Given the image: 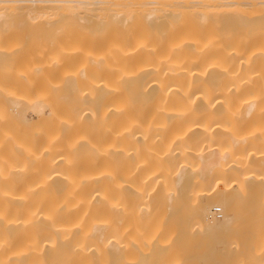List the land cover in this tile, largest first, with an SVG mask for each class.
I'll use <instances>...</instances> for the list:
<instances>
[{
	"label": "bare ground",
	"instance_id": "obj_1",
	"mask_svg": "<svg viewBox=\"0 0 264 264\" xmlns=\"http://www.w3.org/2000/svg\"><path fill=\"white\" fill-rule=\"evenodd\" d=\"M0 264H264V0H0Z\"/></svg>",
	"mask_w": 264,
	"mask_h": 264
},
{
	"label": "built area",
	"instance_id": "obj_2",
	"mask_svg": "<svg viewBox=\"0 0 264 264\" xmlns=\"http://www.w3.org/2000/svg\"><path fill=\"white\" fill-rule=\"evenodd\" d=\"M214 217H216L217 219L221 218V210L220 209H213L212 211Z\"/></svg>",
	"mask_w": 264,
	"mask_h": 264
},
{
	"label": "rangeland",
	"instance_id": "obj_3",
	"mask_svg": "<svg viewBox=\"0 0 264 264\" xmlns=\"http://www.w3.org/2000/svg\"><path fill=\"white\" fill-rule=\"evenodd\" d=\"M222 214H223V211H221V216H222Z\"/></svg>",
	"mask_w": 264,
	"mask_h": 264
}]
</instances>
